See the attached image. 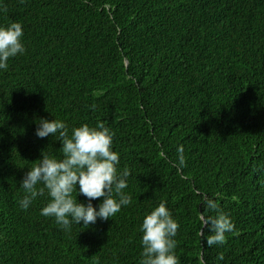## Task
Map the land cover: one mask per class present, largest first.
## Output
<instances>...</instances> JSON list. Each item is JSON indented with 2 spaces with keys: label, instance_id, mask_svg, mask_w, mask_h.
<instances>
[{
  "label": "trees",
  "instance_id": "1",
  "mask_svg": "<svg viewBox=\"0 0 264 264\" xmlns=\"http://www.w3.org/2000/svg\"><path fill=\"white\" fill-rule=\"evenodd\" d=\"M12 22L26 52L0 72V264H140L160 203L180 264H264V0H0ZM41 118L114 132L132 203L71 231L41 215L47 191L22 210L29 168L63 158ZM218 212L235 227L208 247L201 221Z\"/></svg>",
  "mask_w": 264,
  "mask_h": 264
},
{
  "label": "clouds",
  "instance_id": "2",
  "mask_svg": "<svg viewBox=\"0 0 264 264\" xmlns=\"http://www.w3.org/2000/svg\"><path fill=\"white\" fill-rule=\"evenodd\" d=\"M23 36V26L19 22L0 25V72L7 71L11 58L26 52ZM35 135L39 139L51 135L61 141L63 158L42 152L39 162L29 168L20 185L27 193L18 202L22 210L27 211L47 191L50 200L42 207L41 215L54 218L62 230L71 231L73 224L87 229L98 220L107 221L132 203V196L124 191L130 172L127 168L118 172L120 156L113 150L114 132L103 122L73 127L69 134L64 121L41 118ZM178 152L183 164V149L179 148ZM74 192L84 196L87 203L75 199ZM95 200H100L98 206L92 203ZM207 206L217 210V205L211 201ZM201 223V236L205 237V230L210 233L205 237L208 247L224 245L226 233L235 227L230 217L220 212L204 218ZM179 227L165 203L153 208L143 218L139 229L143 249L140 264H180L174 239ZM218 259L223 261L224 256L220 255Z\"/></svg>",
  "mask_w": 264,
  "mask_h": 264
}]
</instances>
